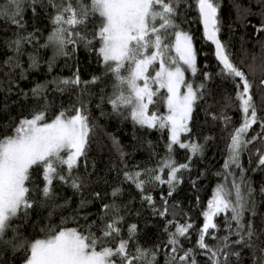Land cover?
Instances as JSON below:
<instances>
[{
  "label": "trees",
  "instance_id": "1",
  "mask_svg": "<svg viewBox=\"0 0 264 264\" xmlns=\"http://www.w3.org/2000/svg\"><path fill=\"white\" fill-rule=\"evenodd\" d=\"M83 2L87 4L89 0ZM215 3L220 41L233 63L253 83L258 115L264 114L261 103L264 0H215ZM9 6L10 0H0V9L7 11ZM56 14L57 9L49 0L35 3L21 0L20 15L16 17L19 24L12 22L10 13L0 14V139L13 136L23 119L32 118L33 113L42 109H46L47 122L62 111L71 116L77 109L82 110L88 116L91 130L85 155L73 169V177L78 178L80 187L72 186V177H68L65 166L59 171L67 182L54 179L52 195L45 197L42 191L46 183L44 169L34 166L27 182L32 207L10 221V227L0 240V264H25L28 244L21 246L22 242L45 238L46 230L52 226L57 231L62 228L91 230L112 248L123 239L132 253L142 249L149 254V261L154 254L152 264H169L174 255L170 234L179 225L188 223L192 228L187 237L179 238L181 247L175 255L191 250L195 264H212L211 253L198 246L199 229L205 222L203 213L220 186L230 191L229 198L235 203L234 184L239 185L249 209L244 213L245 229L241 235H236L238 226L231 220V213L218 214L214 218L218 228L209 229L215 239L206 236L205 243L213 250L227 243L228 247L219 253L221 264H225V254H228L226 264H264V165L259 163L264 156V128L259 123L253 125L247 133L251 142L240 153V166L230 164L226 168L230 134L241 124L238 102L234 99L237 89L231 79L220 74L222 65L205 36L196 0H180L174 17L179 29L190 33L197 54V71L194 76L188 74V80L194 88L202 85V96L194 105L188 122L190 130L180 137L183 143L200 146V151L194 155L178 144L173 145L169 153L171 134L167 128L141 126L131 118L129 109L113 108L110 99L114 96L116 81L99 53L101 43L95 35L101 18L90 16L84 24L73 28L74 33L79 32L86 39L73 35L71 39L76 43L66 44L63 49L66 54H61L59 46L49 41L57 27L53 23ZM21 37L25 39L18 52L14 41ZM77 78L79 83H72ZM165 95L166 90H159V97L154 98L157 102L149 106L150 114H168L166 103L160 99ZM225 117L230 118V122ZM170 155L176 165H188L187 169L177 172L179 183L174 181L173 189L167 183L153 180L145 183L141 190L128 179L137 172L141 173L142 180L148 175L167 179L169 170L161 171V165ZM146 196L151 200L145 199ZM105 206H110L107 211ZM113 216L120 218L119 236L113 234L105 238L101 230L112 222ZM249 223L253 232L251 238L247 235ZM133 225L135 231L131 233ZM241 237L243 242L237 243ZM133 264L143 262L133 261Z\"/></svg>",
  "mask_w": 264,
  "mask_h": 264
},
{
  "label": "snow or ice",
  "instance_id": "2",
  "mask_svg": "<svg viewBox=\"0 0 264 264\" xmlns=\"http://www.w3.org/2000/svg\"><path fill=\"white\" fill-rule=\"evenodd\" d=\"M33 3L37 0H32ZM180 0H49L52 7L57 9L53 23L57 26L49 36V41L59 46L61 54L66 44H75L71 39L73 35L79 39V32L72 29L79 24H84L90 16L98 15L101 18L98 36L101 46L99 53L103 61L115 78V91L110 99L114 109L127 108L131 118L141 126L149 128H167L171 134L172 146L178 144L180 148H188L194 155L200 151L198 144H186L180 141L179 136L187 132L188 122L197 100L201 98V88H194L185 81V72L191 70L195 75L196 54L192 45V37L179 29L175 23L176 8ZM200 15L204 22L207 38L215 44V55L222 65L220 74L231 79L236 86L234 99L238 102L241 113V124L230 134L229 162L239 167V157L242 148L250 143L247 138L248 131L259 123L264 128V114L258 115L257 104L253 99V83L246 74L233 63L225 46L217 39L219 29L217 25V4L215 0H196ZM21 0H10L7 11L0 9V14L9 15L13 23L19 24L16 19L20 15ZM159 21V24H157ZM171 30V31H170ZM171 36V39L169 38ZM25 38L14 41L19 52L21 43ZM90 43V41H89ZM175 53L173 55L172 53ZM36 64L35 58L32 60ZM151 70V71H150ZM239 79L237 83L236 80ZM67 84L69 81H63ZM72 83H79L78 78ZM264 84V80L261 81ZM185 91L182 93L181 88ZM166 90V95L160 97L168 109L166 116H157L149 113V106L157 102L159 90ZM37 94L39 90H36ZM261 103L264 105V93L261 94ZM46 109L33 113L32 118L23 119L15 129L13 136L0 139V240H3L10 221L21 212L26 214L32 207L29 197L30 188L27 182L31 177V169L40 165L43 169L45 197L52 195L51 186L54 179L67 182L66 176L59 171L66 166L68 177H72V186L79 188L77 177H73V169L78 167L80 157L85 155L90 126L88 116L77 109L71 116L65 112L59 113L51 122L45 120ZM230 122V118L225 117ZM63 153V155H62ZM259 163L264 165V156ZM187 164L176 165L171 155L162 162L161 171L169 170L167 179L160 175H148L140 179L141 173L137 172L128 179L136 183L143 190L145 183L153 180L167 183L170 189L175 187L174 181L179 183L177 172L181 168L187 169ZM236 188V202L229 198L231 193L224 186L216 189L215 195L203 213L205 222L199 229L198 246L200 249L211 253L209 259L212 264H221L219 253L228 247L227 243L216 250L205 243V237L210 236L209 229L216 230L218 225L214 217L218 214L231 213V220L236 222V235H241L245 229L244 213L249 210L241 195L239 185ZM249 191H251L249 189ZM116 195V192L113 193ZM171 195V191L169 192ZM145 199L151 200L150 196ZM108 207L105 206L107 211ZM253 214H255L253 212ZM119 217L113 216L111 223H106L101 230L103 237L119 236L117 227ZM192 224L179 225L175 232L170 234L169 243L174 255L170 257L169 264L182 261L188 264L192 258V251H184L182 255H175L180 249V237H187ZM249 238L252 237L251 224L247 225ZM134 233L135 226L131 228ZM131 238V235L130 237ZM215 239L214 236H210ZM227 238H225L226 240ZM243 242V237L237 243ZM28 244V255L25 264H133L140 261L143 264H152L148 253L137 249L136 253L128 250L127 241L121 239L116 248L107 246L106 241L96 236L91 230L80 231L77 228H62L57 231L55 226L46 230L45 238L36 239ZM100 249L97 250V246ZM239 256V253H234ZM116 257V259H113ZM223 260L226 264L228 254ZM191 264L195 260L191 259Z\"/></svg>",
  "mask_w": 264,
  "mask_h": 264
},
{
  "label": "rangeland",
  "instance_id": "3",
  "mask_svg": "<svg viewBox=\"0 0 264 264\" xmlns=\"http://www.w3.org/2000/svg\"><path fill=\"white\" fill-rule=\"evenodd\" d=\"M188 34L190 35V33H188ZM190 36H191V35H190ZM192 45H193V49H194V51H195V47H194L193 40H192ZM195 54H196V51H195ZM174 55H175V53H174ZM196 67H197V54H196ZM188 74H189L190 76H194V75L192 74L191 70L186 71V72H185V81H186L187 83L192 84L191 81L188 80ZM193 87H194V86H193ZM180 91L183 93V92L185 91V89L182 87V88L180 89ZM183 133H184V132H183ZM183 133L180 134L179 139H180V137H181V135H182ZM214 195H215V193H214ZM214 195H213V196H214ZM207 210H208V209H207ZM214 218H215V217H214Z\"/></svg>",
  "mask_w": 264,
  "mask_h": 264
},
{
  "label": "water",
  "instance_id": "4",
  "mask_svg": "<svg viewBox=\"0 0 264 264\" xmlns=\"http://www.w3.org/2000/svg\"><path fill=\"white\" fill-rule=\"evenodd\" d=\"M217 15H218V11H217ZM216 18H217V16H216ZM201 19H202V17H201ZM202 24H203V27H204V22H203V19H202ZM217 26V25H216ZM205 36H206V38H207V35H206V32H205ZM217 39L220 41V38H219V34H218V32H217ZM207 40L214 46V49H215V44H213L212 43V41H210L208 38H207ZM221 42V41H220Z\"/></svg>",
  "mask_w": 264,
  "mask_h": 264
}]
</instances>
